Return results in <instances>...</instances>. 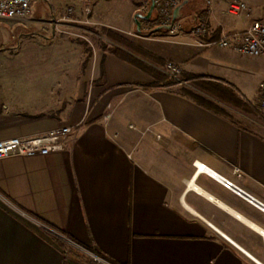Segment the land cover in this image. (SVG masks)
I'll use <instances>...</instances> for the list:
<instances>
[{"label":"crops","instance_id":"1","mask_svg":"<svg viewBox=\"0 0 264 264\" xmlns=\"http://www.w3.org/2000/svg\"><path fill=\"white\" fill-rule=\"evenodd\" d=\"M212 1L208 12L194 14L183 36L152 39L157 50L150 54L180 63L190 77L232 84L256 109L264 58L200 46L191 37L197 14L210 27L205 36L248 25L229 13L231 0ZM243 1L253 18L264 19V0ZM119 3L107 4L115 26L129 24L127 10L122 16L116 10ZM52 6L49 22L30 15L39 40L49 37L47 28L38 29L41 24L54 34ZM148 24L141 21L137 32ZM105 29L96 33L107 37ZM93 50L79 80V99L70 101L65 115L23 114L0 99V139L72 127L62 152L0 159V264H87L55 240L61 232L120 264H264V211L257 205L264 204V132L177 92L144 88L153 82L149 72L101 45ZM125 100L136 122L127 123L120 112ZM196 161L257 201L198 172Z\"/></svg>","mask_w":264,"mask_h":264},{"label":"rangeland","instance_id":"2","mask_svg":"<svg viewBox=\"0 0 264 264\" xmlns=\"http://www.w3.org/2000/svg\"><path fill=\"white\" fill-rule=\"evenodd\" d=\"M110 1L33 0L32 18L40 21L45 20V22L51 21L53 17V4L57 13L53 22L63 15L69 5L75 6L72 18L77 21L62 25V30L66 32H61L56 36L51 35L48 23L39 25L38 29L43 26L47 28L44 30L49 36L47 40H39L34 36L33 31L36 28L32 27V18L30 17L25 20H0V99L10 102L13 107H18L23 114L30 115L36 112L40 115L51 112L57 116L65 115L70 101L72 103L79 99V93L82 92H80L79 80L85 59V46L99 47L102 45L101 41L109 45L113 43L105 35L100 37L96 33L102 32V29L105 28L114 30L136 45L145 48L146 50L143 51L127 46L130 47V50L137 51L139 57L162 65L159 58L150 54L153 53V50H157L156 42L152 39L158 40L159 37L164 36L172 39L176 36H171L167 28L153 30L155 21H157L155 10L150 19H142V23L149 22L148 26L144 25L146 30L142 29L138 34V37L144 36L143 38L135 37L129 33L131 31L138 33L135 14L137 12L146 14L149 9L143 8V5L150 0H118L120 3L116 10L119 11V16H122V12L126 9L129 18V24L125 23L122 26H115L111 23V16L106 14L107 4ZM126 3L129 5L128 9L125 8ZM219 3L225 4V0H221ZM58 4L61 5L60 8L57 7ZM229 4L230 1L227 3V7ZM208 6L205 0H188L178 18L183 29H191L194 14L201 10L208 12ZM87 8H90L89 12L86 10ZM60 11H62L61 14ZM262 60L264 62V59ZM182 76L181 74V79ZM194 84L204 87L199 82H194ZM84 94L86 96L87 89ZM253 104L248 103L247 109H243L242 106L236 109L244 111L249 117L240 112H235L233 117L244 127L264 132V116L259 113L257 108V110L252 109ZM129 106H132L131 102L125 100L121 105L120 112H125L127 123L129 121L136 122L133 115L129 113Z\"/></svg>","mask_w":264,"mask_h":264},{"label":"built area","instance_id":"3","mask_svg":"<svg viewBox=\"0 0 264 264\" xmlns=\"http://www.w3.org/2000/svg\"><path fill=\"white\" fill-rule=\"evenodd\" d=\"M184 0H154V10L156 11L159 24L169 26L168 33L171 36H183L184 29L179 19L173 20L175 8ZM211 7L212 0H205ZM33 0H0V20H25L32 14ZM151 1H148L143 8L149 9ZM74 5H69L63 15L53 22L54 35H58L62 30V25L73 23L72 14L74 13ZM88 12L90 8L86 9ZM228 11L239 18L248 19L249 23L243 31H234L231 33L221 34L213 39H201L210 30L207 24L206 17L200 16L197 23L194 25L191 36L194 42L204 47L232 48L234 52L240 55L250 57L264 58V19L253 18V13L249 5L243 0H233L228 6ZM131 35L138 36L139 33L129 32ZM199 37V38H197ZM160 69L168 74L172 79L181 82V74L183 66L175 61H167ZM258 100L257 108L259 113L264 116V78L258 84ZM109 117V115L107 116ZM130 127H134L133 124ZM72 127L67 124L56 126L50 130L43 132L25 135L14 136L5 139H0V159L10 156H33L37 154L47 155L50 153H58L64 151L71 140ZM197 171H209L205 164L195 162ZM233 172L236 176L241 177L242 171L238 166H234ZM212 174V173H211ZM214 175V174H212ZM215 176V175H214ZM223 185L234 190L240 195L244 193L233 181L226 178H221ZM251 202L257 201L247 194ZM257 205L264 211V204L257 202ZM62 236V235H61ZM64 237V236H63ZM65 238V237H64ZM71 242V241H70ZM73 243V242H71ZM96 260L109 264L96 254L82 248Z\"/></svg>","mask_w":264,"mask_h":264},{"label":"trees","instance_id":"4","mask_svg":"<svg viewBox=\"0 0 264 264\" xmlns=\"http://www.w3.org/2000/svg\"><path fill=\"white\" fill-rule=\"evenodd\" d=\"M148 12V11H147ZM146 12V13H147ZM154 15V11H153ZM152 15V16H153ZM198 18H199V14ZM157 17V15H156ZM194 18V17H193ZM142 21V20H141ZM157 26H161L159 24V19L157 18L156 25L154 26V29ZM105 34L107 37L113 41L112 44H108L106 42H102V48L104 50H107L111 53H114L118 55L119 57L126 59L128 61H131L133 64L143 68L147 72H149L153 77V82L149 85H145L144 88L152 89L153 87H163L168 90L177 92L183 96H186L198 104L216 112L219 114H223L226 116H229L232 121L233 120V112L231 109H238V107L243 109L248 108V103L245 102L241 97L240 94L235 86L232 84H224L221 81L209 79L206 75H196L195 77H190L185 72L182 73V80L181 82H178L174 79H172L168 74L163 72L160 67L163 66L166 62L161 60L162 65L156 64L152 61L145 60L138 56V52L134 50H130L127 46L135 47L136 50H145L141 46L136 45L134 42H131L127 37L124 35L115 32L111 29H105ZM219 34L216 33L212 36H205L204 39L209 40L218 37ZM93 48L89 46H85V59L83 60L82 64V70L81 73L84 74L87 64L92 56ZM148 52V51H147ZM149 53V52H148ZM104 77V70L102 72V78ZM103 79L99 80L98 82H102ZM194 82H199L202 86L200 87ZM234 103L235 107L231 105ZM241 113L246 114L244 111H240ZM41 115V114H40ZM62 236H59L57 234H54L55 240L66 250V252L77 259H80L87 264H105L104 262L96 260L94 257H92L90 254H88L86 251H84L82 248L96 254L97 256L101 257L105 261L111 263V264H120L107 256H105L103 253H101L98 249L94 247H88L85 246L67 234L61 232ZM73 243H71V242Z\"/></svg>","mask_w":264,"mask_h":264},{"label":"water","instance_id":"5","mask_svg":"<svg viewBox=\"0 0 264 264\" xmlns=\"http://www.w3.org/2000/svg\"><path fill=\"white\" fill-rule=\"evenodd\" d=\"M151 3H150V7H149V10L146 14H143V13H140V12H137L135 14V21H136V26H137V30H141V19H150L152 14H153V11H154V7H155V4H154V0H150ZM187 3L186 0H184L181 4H179L175 10H174V14H173V20H176L180 17L181 15V10L183 8V6ZM161 27V26H159ZM169 26H164V28H168ZM209 171L214 174L216 177L218 178H221V176L217 175L216 173L212 172L210 169ZM245 193V192H244ZM247 195V194H245Z\"/></svg>","mask_w":264,"mask_h":264},{"label":"bare ground","instance_id":"6","mask_svg":"<svg viewBox=\"0 0 264 264\" xmlns=\"http://www.w3.org/2000/svg\"><path fill=\"white\" fill-rule=\"evenodd\" d=\"M199 163V162H198ZM199 164H201V163H199ZM193 186H195V185H193Z\"/></svg>","mask_w":264,"mask_h":264}]
</instances>
